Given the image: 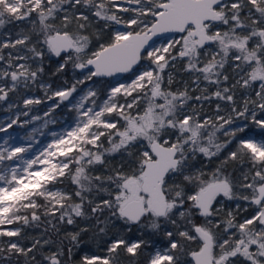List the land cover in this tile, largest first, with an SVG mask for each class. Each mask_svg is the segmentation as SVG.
<instances>
[{"label":"snow or ice","instance_id":"1","mask_svg":"<svg viewBox=\"0 0 264 264\" xmlns=\"http://www.w3.org/2000/svg\"><path fill=\"white\" fill-rule=\"evenodd\" d=\"M0 106V264H264V0H0Z\"/></svg>","mask_w":264,"mask_h":264},{"label":"rangeland","instance_id":"2","mask_svg":"<svg viewBox=\"0 0 264 264\" xmlns=\"http://www.w3.org/2000/svg\"><path fill=\"white\" fill-rule=\"evenodd\" d=\"M49 83H52L53 84V87L55 88L56 86L59 85L60 81L57 80L55 77H52L49 81ZM39 94V93H37ZM41 108H43V106H40ZM42 114V113H41ZM10 113L7 112L6 110H4V108L2 106H0V124L4 123L6 120H8L10 118ZM67 117H57L58 120H60L61 123H63V120L66 119ZM23 119V118H22ZM37 127H40L39 125V122H37ZM57 128H59V125L56 126ZM10 133L12 135H19V136H22V137H25V140L23 142H27L26 140V135L28 132L31 131V129H25V128H13V129H10L9 130ZM47 129L45 128H42L40 132L36 133V142L39 143L40 140L44 139L43 137V133H47ZM248 136L250 137H256V138H260L261 136H258L257 134H247ZM5 134H0V142H2V139L4 138ZM50 133L48 135V139H50ZM47 139L44 140V143H47Z\"/></svg>","mask_w":264,"mask_h":264},{"label":"trees","instance_id":"3","mask_svg":"<svg viewBox=\"0 0 264 264\" xmlns=\"http://www.w3.org/2000/svg\"><path fill=\"white\" fill-rule=\"evenodd\" d=\"M52 77H46V79L49 81ZM177 78H179V73L177 75ZM257 134L258 136L264 137V131L260 130L259 128H256L254 126H249L246 130V134ZM90 246L93 248L94 251L98 252V249L95 245H91V242H89Z\"/></svg>","mask_w":264,"mask_h":264}]
</instances>
